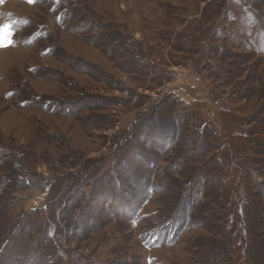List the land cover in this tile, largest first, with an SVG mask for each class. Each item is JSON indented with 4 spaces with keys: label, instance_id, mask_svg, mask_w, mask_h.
Returning a JSON list of instances; mask_svg holds the SVG:
<instances>
[{
    "label": "rangeland",
    "instance_id": "rangeland-1",
    "mask_svg": "<svg viewBox=\"0 0 264 264\" xmlns=\"http://www.w3.org/2000/svg\"><path fill=\"white\" fill-rule=\"evenodd\" d=\"M0 264H264V0H0Z\"/></svg>",
    "mask_w": 264,
    "mask_h": 264
},
{
    "label": "snow or ice",
    "instance_id": "snow-or-ice-1",
    "mask_svg": "<svg viewBox=\"0 0 264 264\" xmlns=\"http://www.w3.org/2000/svg\"><path fill=\"white\" fill-rule=\"evenodd\" d=\"M29 2H32V0H29ZM5 27H7V26H5Z\"/></svg>",
    "mask_w": 264,
    "mask_h": 264
}]
</instances>
